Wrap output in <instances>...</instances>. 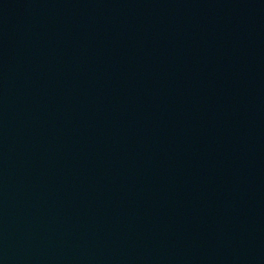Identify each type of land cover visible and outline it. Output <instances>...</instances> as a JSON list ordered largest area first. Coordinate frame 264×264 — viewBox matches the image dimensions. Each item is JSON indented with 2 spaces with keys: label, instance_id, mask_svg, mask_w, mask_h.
I'll list each match as a JSON object with an SVG mask.
<instances>
[{
  "label": "water",
  "instance_id": "1",
  "mask_svg": "<svg viewBox=\"0 0 264 264\" xmlns=\"http://www.w3.org/2000/svg\"><path fill=\"white\" fill-rule=\"evenodd\" d=\"M0 264H264V0H0Z\"/></svg>",
  "mask_w": 264,
  "mask_h": 264
}]
</instances>
